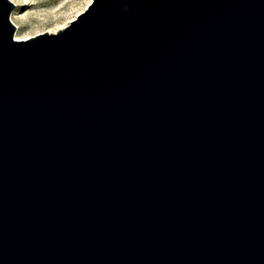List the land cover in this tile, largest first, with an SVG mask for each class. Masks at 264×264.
<instances>
[{
	"label": "water",
	"instance_id": "95a60500",
	"mask_svg": "<svg viewBox=\"0 0 264 264\" xmlns=\"http://www.w3.org/2000/svg\"><path fill=\"white\" fill-rule=\"evenodd\" d=\"M0 0V264H264V0H90L13 38Z\"/></svg>",
	"mask_w": 264,
	"mask_h": 264
},
{
	"label": "rangeland",
	"instance_id": "374dc122",
	"mask_svg": "<svg viewBox=\"0 0 264 264\" xmlns=\"http://www.w3.org/2000/svg\"><path fill=\"white\" fill-rule=\"evenodd\" d=\"M9 20L15 26L13 38L25 39L42 32H54L81 12L90 0H9ZM12 14L15 19L12 20Z\"/></svg>",
	"mask_w": 264,
	"mask_h": 264
},
{
	"label": "bare ground",
	"instance_id": "6f19581e",
	"mask_svg": "<svg viewBox=\"0 0 264 264\" xmlns=\"http://www.w3.org/2000/svg\"><path fill=\"white\" fill-rule=\"evenodd\" d=\"M11 18H12V20H13V18L15 19V16L12 14V17H11ZM13 21H14V20H13Z\"/></svg>",
	"mask_w": 264,
	"mask_h": 264
}]
</instances>
